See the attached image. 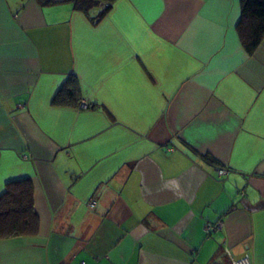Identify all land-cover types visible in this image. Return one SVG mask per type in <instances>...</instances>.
<instances>
[{"label": "crops", "instance_id": "1", "mask_svg": "<svg viewBox=\"0 0 264 264\" xmlns=\"http://www.w3.org/2000/svg\"><path fill=\"white\" fill-rule=\"evenodd\" d=\"M53 1L0 0V194L30 178L40 221L0 264H264V41L245 51L241 0H116L95 23ZM70 75L77 103L52 104Z\"/></svg>", "mask_w": 264, "mask_h": 264}, {"label": "trees", "instance_id": "2", "mask_svg": "<svg viewBox=\"0 0 264 264\" xmlns=\"http://www.w3.org/2000/svg\"><path fill=\"white\" fill-rule=\"evenodd\" d=\"M41 4L53 0H38ZM73 8L87 15L94 23L101 20L110 10L116 0H69ZM241 15L237 31L241 43L248 54L264 41V0H241ZM100 7L95 13L92 10ZM79 87L74 76L55 93L52 104L77 103ZM39 215L34 207V188L30 178H20L5 184L0 194V239L33 236L39 232ZM214 261L211 260L210 264ZM230 263L232 264L231 260Z\"/></svg>", "mask_w": 264, "mask_h": 264}, {"label": "built area", "instance_id": "3", "mask_svg": "<svg viewBox=\"0 0 264 264\" xmlns=\"http://www.w3.org/2000/svg\"><path fill=\"white\" fill-rule=\"evenodd\" d=\"M89 103L86 100H81L79 103V108H83V109H87L89 107ZM226 171L224 169H219L218 173L222 174L225 173ZM93 205V204H91ZM221 225V221H217L215 223H208L205 227V230L207 231H212L215 230L217 228H219ZM224 252L230 257V260L232 262V264H250L249 261V255L248 253H244L242 256L240 257H233L230 253V250L228 247L224 246L223 247ZM81 264H84V262H82Z\"/></svg>", "mask_w": 264, "mask_h": 264}]
</instances>
